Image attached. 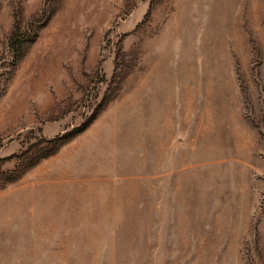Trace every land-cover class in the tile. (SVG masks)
I'll return each mask as SVG.
<instances>
[{"label":"rangeland","instance_id":"rangeland-1","mask_svg":"<svg viewBox=\"0 0 264 264\" xmlns=\"http://www.w3.org/2000/svg\"><path fill=\"white\" fill-rule=\"evenodd\" d=\"M0 264H264V0H0Z\"/></svg>","mask_w":264,"mask_h":264}]
</instances>
